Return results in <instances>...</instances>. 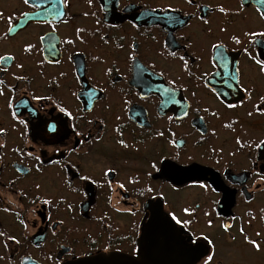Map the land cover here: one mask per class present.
I'll use <instances>...</instances> for the list:
<instances>
[{
    "label": "flooded vegetation",
    "instance_id": "flooded-vegetation-1",
    "mask_svg": "<svg viewBox=\"0 0 264 264\" xmlns=\"http://www.w3.org/2000/svg\"><path fill=\"white\" fill-rule=\"evenodd\" d=\"M260 34L256 0H0V264L136 256L154 206L193 264H264Z\"/></svg>",
    "mask_w": 264,
    "mask_h": 264
},
{
    "label": "water",
    "instance_id": "water-1",
    "mask_svg": "<svg viewBox=\"0 0 264 264\" xmlns=\"http://www.w3.org/2000/svg\"><path fill=\"white\" fill-rule=\"evenodd\" d=\"M256 3L264 14V0H256ZM28 18L31 19V17ZM163 91H167L164 84L160 87V92L164 93ZM203 172V168L198 165L180 167L167 162L161 167V174L175 184L194 180ZM211 184L216 191L223 190V187L218 185L216 181H212ZM151 213L147 233L144 237V245L149 246V248H139L136 256L112 252L107 255L97 254L68 264H193L204 254V249L201 246L181 247L183 242H179L173 236V229H171L168 221L162 218L161 207L154 206Z\"/></svg>",
    "mask_w": 264,
    "mask_h": 264
},
{
    "label": "snow or ice",
    "instance_id": "snow-or-ice-1",
    "mask_svg": "<svg viewBox=\"0 0 264 264\" xmlns=\"http://www.w3.org/2000/svg\"><path fill=\"white\" fill-rule=\"evenodd\" d=\"M24 2L25 3H28V0H24ZM221 11H223V9H221ZM252 35H257V33H252ZM260 35H264V34H260ZM215 47V46H214ZM0 59H5V57H0ZM262 70H264V69H262ZM232 105H230V107H231ZM0 131H2V129H0ZM184 211L185 212H187L188 211V209L187 208H185L184 209ZM174 220L176 219V217L173 215V217H172ZM177 223H180V221H178L177 220ZM0 235H3V233H0ZM14 239V238H13ZM245 239H247V237H245ZM251 243H253L254 245H255V241H251ZM257 248L259 247L258 245H255ZM211 259V256H209L208 257V260H210ZM205 264H208V261L206 260L205 261Z\"/></svg>",
    "mask_w": 264,
    "mask_h": 264
}]
</instances>
